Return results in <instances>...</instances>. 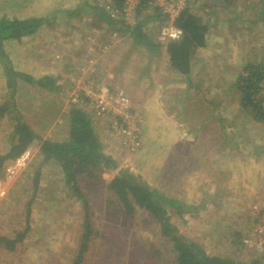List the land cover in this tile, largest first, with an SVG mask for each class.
I'll list each match as a JSON object with an SVG mask.
<instances>
[{"label": "rangeland", "instance_id": "374dc122", "mask_svg": "<svg viewBox=\"0 0 264 264\" xmlns=\"http://www.w3.org/2000/svg\"><path fill=\"white\" fill-rule=\"evenodd\" d=\"M15 3L16 0H0L1 19L27 15L26 11L18 10ZM188 8L195 14L204 16L205 21H210L207 34L212 36L208 47L199 48L194 57L196 62L204 58L202 53L211 58L206 60V66L202 60L201 64H196L197 72L202 73L201 77L192 80L194 84L198 83L197 97L208 102L233 101L229 104L235 105V110H229L223 115L224 118L228 116V122L221 121L216 116L224 112L222 109H213V112H210L206 109L209 107H205L201 112L197 111L196 114L212 115L216 121L212 123V134H217L218 139L204 141L196 136L191 144V158L189 153L184 151L190 148V140L186 139L184 144L176 143V146L170 137L164 141L161 139L162 135H158L154 137L151 155L143 163H135L133 160L135 171H128L135 175L137 173L150 188L156 189L165 198L184 203L190 208V212L184 210L180 217L176 210L170 209V222L177 233L198 243L211 257L229 258L235 264H249L253 257L260 255L235 243L234 238L246 234L251 226V206L264 198V185L258 182V179L264 180V123L256 120L241 105L238 88L234 87L237 90L226 93V89L219 87L222 82L230 84L233 77L237 83L238 76L244 73L248 63L264 66V0H193ZM100 10L108 17L104 9ZM153 10L154 8L148 6L142 16H153ZM110 23L119 29L128 27L123 18L115 17ZM154 23V30L159 38L161 23ZM117 34L113 31L114 37ZM5 41L7 40H0V53L12 50L11 46L5 45ZM164 47L166 49V45ZM217 51L221 53H216ZM156 54L160 59V49ZM216 54L225 57L221 60H224L221 68ZM226 56L232 64L230 67L226 66ZM89 60L96 63L94 59ZM2 61L6 67L8 60ZM170 67L179 74L172 65ZM223 71H226L227 75ZM189 74L190 72L181 75L188 78ZM78 76L71 79L76 83ZM216 83L219 86L215 85ZM6 85L8 87V83ZM73 87L74 85L71 89ZM11 92L8 87V92L2 98L3 102L6 99L7 103ZM23 93L26 96L27 91L24 89ZM257 99L264 105V91L257 95ZM65 100L67 101V97ZM64 104L66 105V102ZM18 117L19 113L10 119L14 122ZM5 124L0 125V154L10 150L15 135L12 134L11 123H8L9 128ZM58 126L60 127L56 131L57 134H48V129L38 126L36 135L42 141H66L67 136H70L64 134L66 125ZM107 127L109 129L108 122ZM109 132L112 134L110 129ZM167 135L171 136L165 134ZM114 139L119 141L116 147L122 152L121 139L118 136ZM36 147H40V144ZM207 147L214 150H230L222 157L223 171H220V168L214 170L216 168L213 159L216 157L210 155L212 150L207 151V155L212 157V163L211 157L204 158ZM236 150L248 151L249 154L260 152L263 155V159L258 163L260 170H253L252 167L239 168L237 165L241 156L235 153ZM108 151L113 154L109 155L112 160L120 166L124 157H120L118 151L113 148ZM127 155L132 157L134 154ZM12 161L5 162L0 170L1 175L10 167ZM225 161L228 163L225 164ZM189 162L192 165L190 168ZM95 175L93 178H78L82 195L79 198L67 186L59 163L54 159H45L40 150H35L33 161L6 183L7 196L0 205V238L6 237L14 241L24 234V239L17 242L12 251L8 250L4 243L0 244V264H72L80 251L85 230L87 211L84 200L88 203L93 232L83 264H174L176 255L173 245L162 236L160 226L151 215L141 209H136L131 215L126 213L118 196L108 188L110 182L107 184L98 170H95ZM248 182L251 194L242 190Z\"/></svg>", "mask_w": 264, "mask_h": 264}, {"label": "crops", "instance_id": "0c3cea01", "mask_svg": "<svg viewBox=\"0 0 264 264\" xmlns=\"http://www.w3.org/2000/svg\"><path fill=\"white\" fill-rule=\"evenodd\" d=\"M16 2L17 9L26 11L27 15L19 16V18L16 16L8 17V19L44 18L46 22L29 36L5 41V45L7 47L11 46L12 50L2 51L1 53L9 61L14 72L28 75L34 79L52 77L56 80L55 89L48 91L36 84H30L18 78L14 80L2 61L5 60L4 57L0 55V125L6 123V127L9 128L8 123H11L12 134H16V125L21 121L25 122L34 134H37L36 128L42 126V129L49 130L48 134H57L56 131L60 127L58 125L64 124L66 125V133L64 134H70L69 112L71 109L68 110L64 103L66 102L67 93L73 85L71 78L78 74V68L86 66L89 59H94L97 69L95 79L106 86L123 89L131 97L135 109L139 111L143 120V146L138 153L128 157L122 147V152L117 150L116 143L118 144L119 141L117 142L114 139L115 136H112L109 132L107 127L109 120L94 116L90 108H82L91 117V124L95 133L98 134L103 148L102 153L110 157L109 155L113 154H109L108 150L113 148L118 151L120 157H124L122 161L118 159L119 162L121 161L120 166L117 164L115 169L101 172V177L106 180L107 184L121 170L135 171L132 166L133 160H135V163H143L151 155V149L155 143L154 137L158 135H162L161 139L164 141L169 140L170 137V140H173L172 142L176 146H178L176 143L183 142L184 144L186 139L190 140L188 142L190 148L184 151L188 152L191 158V144L196 136L204 141H216L218 139L217 134H212V123L216 122L213 120L212 115H209V117L207 114H196L197 111L201 112L202 108L205 107H209L206 109L210 112H213V109H222L224 112L216 116L221 121L228 122V116L224 118L223 115L229 110H235V105L229 104L233 101L209 100L208 102L204 98L197 97L199 95L197 93L198 83L194 84L192 80L201 77L202 73L197 72L196 64H201L202 60V62H205L204 66H206V60L211 59L202 53L204 58L196 62L194 57L198 54L199 49L195 51L192 57L188 78L171 69L169 55L154 30L156 25L153 24H155V21H159L158 19H155L154 22L148 21L145 24L143 27L145 38L139 41L132 34L131 28L129 30L119 29L111 24L104 13L99 10L96 0H16ZM145 16L147 15H141L139 19L141 20ZM202 18L205 19L204 16ZM113 31L118 33L117 36H113ZM210 38L212 36L206 34V48ZM104 45L109 46L105 51L102 49ZM155 49L156 51L160 49V59ZM216 53L221 52L217 51ZM216 56L220 60L221 68L224 62V60H221L224 56L222 54H216ZM228 60L229 57L226 56V66L230 67L232 64ZM8 61H6V66ZM223 73L227 75L226 71H223ZM12 81L13 85H11L13 90L14 87L16 88V91L11 92V99V95L8 96L9 98L7 97V103L6 99L3 102L2 98L8 92L6 84ZM233 81L234 77L230 84L222 82L219 88L226 89V93L230 90H237L234 89V87L237 88L236 80ZM215 85L219 86L217 83ZM24 89L27 91L26 96L23 93ZM204 90L206 89L204 88ZM226 103L227 105H225ZM17 113L22 119L18 117L12 122L10 118L13 119ZM192 123H197V125ZM165 134H171V136H165ZM68 138L69 136H67L66 141ZM61 141L66 142L65 140L54 142L61 143ZM157 142L159 141L157 140ZM29 148H32L34 152L40 150V147L36 146ZM205 150L204 158L216 157L213 159V165L216 168L214 170L217 171L220 168V171H223L222 157L230 150H214L210 147ZM211 150V156H208L207 151ZM8 152L9 150L5 154ZM235 153L241 156L237 165L239 168L252 167L253 170H260L258 163L261 158L263 159L260 152L249 154L248 151L240 152L236 150ZM5 154H0V156ZM54 161L56 160L54 159ZM189 161L191 162V159ZM210 161L212 163V157ZM190 162L188 168L192 166ZM227 163L225 161V164ZM194 171L196 172L195 167ZM136 175L138 174L136 173ZM258 182H260V185H264V180L260 181L258 179ZM247 184L242 190H246L251 194L250 182Z\"/></svg>", "mask_w": 264, "mask_h": 264}, {"label": "trees", "instance_id": "16d2710c", "mask_svg": "<svg viewBox=\"0 0 264 264\" xmlns=\"http://www.w3.org/2000/svg\"><path fill=\"white\" fill-rule=\"evenodd\" d=\"M123 2L124 0H116L118 6H121ZM148 3L149 0L140 2L138 21L134 26L126 28L128 30L131 28L132 34L139 41L145 38L143 27L148 21L155 19H158L161 23L165 21V18L158 14L157 10H153V16H145L143 19H139L148 8ZM228 3L230 2L228 1ZM191 10V8H187L182 11L175 22L184 32L182 39L166 44L170 63L181 74L190 72V58L197 49L205 47L206 34L210 28L209 20L204 21L202 16L195 14ZM106 18L109 21L112 20L109 16ZM45 22L44 18L27 20L0 18V40L21 39L24 36H29L42 27ZM0 55L6 59L2 53ZM6 68L8 73L14 77V80L18 78L30 84H36L48 91L55 89L56 80L52 77L34 79L28 75L16 73L12 70L9 61ZM13 81L8 83V87L12 91H14L12 87ZM236 86L241 94V105L256 120L264 123V105L262 101L257 99V95L264 91V66L257 63L246 64L244 73L238 76ZM11 97L12 95L10 99ZM69 118L70 136L69 140L64 143L42 141L41 138L31 132L25 122H18L14 141L9 152L0 156V170L8 160H14L29 147L40 144V151L43 153L44 158L48 160L55 159L59 163L69 189L79 198L82 197L78 178L96 177L95 170L100 173L104 170H113L116 168L117 163L102 153V145L91 124V117L86 110L74 107L69 112ZM108 188L118 196L126 213L129 215L134 214L136 209L147 211L151 215L160 226L162 236L173 245L176 255L174 264H235L229 258L209 256L198 243L188 240L177 233L174 225L170 222V209L176 210L177 215L180 217L184 210L190 212V208L184 203L165 198L156 189L150 188L140 176L128 170H121L112 179ZM84 205L85 211H87L84 221L85 230L82 235L80 251L72 264H83L85 253L89 247V239L93 232L89 218V208H87L88 203L85 200ZM243 237L241 235V237L234 238L235 243L243 245ZM23 239L24 234L19 235L14 241L2 237L0 238V244L4 243L6 248L12 251L15 249L16 243L23 241ZM249 264H263V259L257 255L250 260Z\"/></svg>", "mask_w": 264, "mask_h": 264}, {"label": "built area", "instance_id": "2783aa9c", "mask_svg": "<svg viewBox=\"0 0 264 264\" xmlns=\"http://www.w3.org/2000/svg\"><path fill=\"white\" fill-rule=\"evenodd\" d=\"M142 0H124L121 6L116 0H96L99 8L105 10L113 19L123 18L128 27L136 24L139 4ZM193 0H149L148 6L157 10L165 19L159 28V38L166 45L171 41H180L184 35L176 20L182 11L192 4ZM117 5V6H116ZM104 45L102 49H108ZM87 67V66H86ZM78 68V80L67 93L66 107L72 109L90 108L91 113L98 118L109 120L112 136L121 139L126 154H135L142 146V116L135 109L131 97L123 89L106 86L95 79L96 63L89 60L88 67ZM33 149L28 148L14 159L4 174L0 176V205L6 199V183L9 179L24 170L33 158ZM251 226L242 239L246 249L253 250L263 259L264 264V198L251 206Z\"/></svg>", "mask_w": 264, "mask_h": 264}]
</instances>
